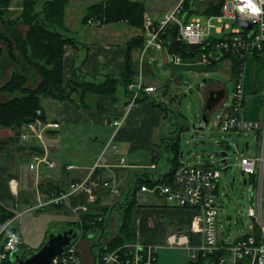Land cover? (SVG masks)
I'll list each match as a JSON object with an SVG mask.
<instances>
[{"label":"built area","instance_id":"2783aa9c","mask_svg":"<svg viewBox=\"0 0 264 264\" xmlns=\"http://www.w3.org/2000/svg\"><path fill=\"white\" fill-rule=\"evenodd\" d=\"M184 2L185 0H180L173 11L164 18L155 19L148 14L145 15L144 48L145 51L166 50L169 61L174 65L184 63L190 65V62L194 63V61L210 65L223 59L229 60L231 78L234 80L235 88L230 101L226 103L229 96L228 90L226 97L217 106L222 110L218 125L223 131L252 134L256 142V150L253 154L250 156L247 154L251 150V143L247 141L245 154L241 157L236 156L238 168L250 179L244 178L243 184L246 186L250 183L253 192L254 206L247 209V215L252 222L245 232L237 235L236 238L223 237L218 225L220 208L217 203L221 170L213 164L198 162L192 164L188 161H180L171 183L160 181L153 187L142 186L141 190L159 194L171 207L196 211L194 224L190 230L174 232L166 239L168 247L182 246L188 251H198L187 264H264V81L261 92L262 114L260 119L252 120L248 117L245 93L246 64L249 58L260 63L264 69V5L259 4V0H254L261 11L252 14L246 10L241 13L234 7L236 0H223L220 14H204L203 8L198 7L203 0L191 5L190 9L194 11L192 13L186 9ZM97 24L99 25V22ZM174 26L179 41L200 49L196 60H185L179 55L168 52L162 36L168 28ZM157 90L156 87L147 85L143 74H140L129 84L126 94L129 103L136 106L140 98L144 95H152ZM122 124V120L112 122V126L116 129ZM60 129V122L43 121L39 118L22 127L19 142L26 147H40L45 152L47 150L45 138ZM106 149L116 151L117 147L108 144ZM32 160L31 169H36L41 163H46L50 169L56 168V163L46 159L45 153L44 155L33 154ZM119 163L124 165L125 159H120ZM105 166L106 158L103 153L88 176L72 181L68 186H63L59 194L53 193L43 205L64 204L77 217V220L80 219L82 213H98L96 207L99 206L104 190H110L113 196L120 194L118 186L113 181L104 179L100 175L94 176L96 170ZM228 167L229 164L226 161L225 168L228 169ZM73 168L69 166L68 170ZM75 196H83L85 203L73 206L71 199ZM108 217L111 218L112 213ZM99 220H102V216ZM12 232L17 234L19 239L8 247L10 237L7 236L4 251L0 254V261L7 260L11 253L19 250L23 244L20 232L17 229ZM92 233L89 234L90 239L94 237ZM100 233L102 237L105 231ZM196 236L199 237V243L194 246L193 240ZM81 238L82 234L78 241L66 250L65 254L56 256L52 264H84L79 250ZM124 247L128 250L125 253V259L121 255L123 249L100 255L94 254L91 250L92 264H159L158 247L154 245L136 241Z\"/></svg>","mask_w":264,"mask_h":264},{"label":"crops","instance_id":"0c3cea01","mask_svg":"<svg viewBox=\"0 0 264 264\" xmlns=\"http://www.w3.org/2000/svg\"><path fill=\"white\" fill-rule=\"evenodd\" d=\"M12 1L14 3L15 0ZM22 1H15V5L11 7L13 13L15 10L21 11ZM38 1L42 3L49 0ZM146 9L147 14L148 8L146 7ZM81 23L83 24L82 20ZM110 24L83 25L103 28ZM127 25L130 26L129 24ZM65 27L70 35V31L73 28L67 15L65 16ZM130 27L134 28L128 32V34H131L130 38H125L122 33L117 32L115 29L105 31L100 29V31L91 34L84 32L81 40L77 39L76 46L67 45L64 56L65 78L67 80L73 79L80 74L87 80L102 82L106 74L120 75L125 73L130 66L135 75L134 78L143 74L146 84L157 88L153 83V79H155V72L152 69L153 63L157 66L160 63V58H163L165 64L170 65L172 63L169 61V55L166 50H164L165 52L145 51L140 42L129 50V42L143 35V29ZM18 28L24 35L28 30V27L23 25L18 26ZM0 36L10 38L1 21ZM0 48L4 52L0 59V83H5L13 71H19L26 77L29 87L36 86L39 79L35 71L31 68L21 71V68L17 67L14 60L9 56L7 42L3 39H0ZM15 54L19 56L16 50ZM171 70L174 74L173 67ZM171 80H174V78L171 77ZM175 80L178 82V79ZM263 81L254 80L256 88L259 86L263 87ZM214 87L215 89L227 88L222 83L217 82L216 85H209L206 89ZM158 90L156 93H158ZM167 90H170L169 86L163 87L161 96ZM153 101H156V104H153ZM52 104L56 108L55 112H48L44 108L45 117L48 121L60 122L63 131L61 129L60 131L52 132L46 137L47 150L45 151V157L50 162L56 163V168L63 163L61 171L52 174L46 163H41L36 169H31L30 165L33 163L32 155H28L25 152V147L22 148L23 145L21 143L17 144L16 147L14 145L7 146L6 150L0 151V169L2 170L0 172V236L7 227L16 228L20 232L18 219L27 211L39 209L49 211L53 209L43 205L50 198L45 192L46 189H43L45 185L63 187L68 186L72 181L84 179L89 175L108 144L115 145L117 150L111 151L112 153L106 159V166L99 169V175L104 179L113 181L115 185H119L124 182L129 174H136L137 170L142 168L156 170L158 167L151 162V152L156 147L163 146L171 134L163 107L157 104L153 94L149 95L144 102L141 101L136 106H132L124 92L123 100L117 97L116 102L107 104L103 111L96 107L86 110L66 101H54ZM246 104L248 115L251 100L249 101L247 98ZM216 109L218 108L216 107L209 113L208 119ZM254 118L260 119V117ZM115 120L123 121L122 126L118 129L112 126V122ZM12 136L13 132L10 129H0V140ZM9 148L12 150L16 148L17 151L10 153L8 152ZM117 155L118 157L113 159V156ZM19 158L29 160V170L27 171L29 177L19 174L17 170ZM122 158L125 159L124 165L118 163ZM148 162H150V166ZM69 166L74 168L68 170ZM107 193H110V191H103L102 202L106 204L111 200L115 201ZM136 200V241L139 243L154 245L159 250L160 246H164V241L169 235L167 234L169 226L179 228L178 231L172 232L174 233L188 231L194 224L196 211L171 207L164 198L152 191L139 190ZM21 204L25 207L23 211H20ZM107 231L108 226L105 229V233ZM20 234L22 243L25 246H29L30 242L26 244L21 232ZM196 237L199 242V237ZM41 238V234L37 235L35 241ZM92 258L91 252L87 262L92 260Z\"/></svg>","mask_w":264,"mask_h":264},{"label":"rangeland","instance_id":"374dc122","mask_svg":"<svg viewBox=\"0 0 264 264\" xmlns=\"http://www.w3.org/2000/svg\"><path fill=\"white\" fill-rule=\"evenodd\" d=\"M15 1L14 3L13 1L11 2L9 14L7 16L12 19H17L22 11V9L20 12L19 10H15L14 13L11 11V7L15 5ZM100 1L102 0H69L68 6L66 7V15L73 28L70 31V36L81 40L84 32L91 34L100 31V29H102L101 31L115 29L117 32L122 33L125 38H130L131 34H128V32L132 31L134 28L124 23L110 24L103 28L84 26L81 23V18L85 14L86 9L90 5ZM142 1L148 8L147 14L155 19L164 18L166 15L170 14L180 2V0ZM211 1L214 0H203L202 4H198V7H202L203 10H205ZM215 1L218 2L219 0ZM43 3L44 2H40L38 8H40ZM16 25L17 27L20 25L25 26L20 20ZM160 52L165 51L160 50ZM187 64L189 63H184L182 65H167L163 58H160V63L157 66L153 63L152 69L155 72L153 83L159 89L158 93L153 94V97L156 98L157 104H161L163 107V112L166 114L167 122L171 129V134L166 143L153 150L155 154L159 155V159L156 163L158 168L156 170L142 168L137 170L136 174H129L127 177L128 179L126 178L122 184L117 185L120 190L119 195H111L110 190H108L110 193L107 194L112 196L116 202L124 203L126 202V198L130 191L136 187V181L139 176L146 178L150 175L153 178H159L161 175L168 173L172 168L171 159L174 158V153L171 151L169 143H174L172 139L178 132L185 128L179 136L180 143L177 150L178 159L180 161H188L192 164H195L196 162L213 164L221 170V178L218 183L219 194L217 201L218 207L220 208L218 225L223 237L236 238L237 235L244 233L247 226L251 224L252 221L247 215V209L254 206L251 184L249 183L246 186L243 184L244 178L249 179L248 175L243 174L238 168L236 164V156L241 157L245 154V143L247 141L251 143V150L247 154L249 156L253 154L256 150V142L253 139L252 134H238L235 132L223 131L220 125H218L222 115L221 109H216L211 113L208 124H205L202 119L206 106L205 90L207 86L216 85L217 82H220L229 90V96L226 103H228L232 97L235 83L231 78L229 60L223 59L218 63L210 65H203L198 61H194V63L190 62V65ZM172 67L174 68V74L171 70ZM263 74L264 69L262 65L255 62L253 58H249L246 64L245 93L249 101L251 100V107L249 108L248 115L252 120H258V118L254 117H261L262 114L261 92L263 88L260 86L256 88L254 80L260 82L263 81ZM171 77H173L174 80H171ZM175 79H178V82H176ZM165 86H169L170 90H167L161 96L162 89ZM117 97L120 100L124 99V90L122 87H119ZM92 98L93 97H90V99L87 100V103L95 105L96 101H92ZM52 102L54 101L48 98L42 100V104L46 111L55 112L56 108ZM14 133L15 132H13V136ZM14 146L16 147L17 144ZM226 149H228V155L226 157L227 163L229 164L228 169L225 168L222 156V152ZM104 150V157L106 159L112 152H114L111 149ZM15 151H17L16 148L14 150L9 148L8 150L10 153ZM116 157H118V155L113 156V159ZM148 163L150 166V162ZM62 164L63 163L55 169H48L52 174L59 173ZM28 167L29 160L26 158H19L17 166L19 174L29 177L27 172L29 170ZM101 199L99 202L100 208H111L115 202L111 200L105 204ZM23 210H25V207L21 204L20 211ZM110 213H112V217L109 221L108 231L104 233L102 237L100 232H94L92 233L94 235L92 239L89 238V235L80 239L79 250L84 264H92V260L87 262V258L91 255V252L89 253L90 249L93 250V253L96 255L101 254L100 246L94 245L99 239H101L100 241L102 242V245L105 246L114 234L119 233L124 207H122V205H116L111 209ZM76 221L77 217L64 207L60 209L53 208L49 211H43L40 209L27 211L18 219V223L20 222V232L23 235L24 241H26V244L30 243L29 246L23 244L20 247V252L24 253L25 256H30L33 251L40 248L45 242L49 233L64 231L70 227H75L73 223ZM77 230L79 231L80 238L81 231L79 229ZM178 230L179 228L169 226L167 234L170 235L173 231ZM41 231L43 232L41 233ZM40 234L42 235V238L35 241L37 235ZM193 243L194 246L199 243L197 237L194 238ZM163 245L164 246L159 247L157 252V259L160 264H187L189 260H192V256L198 253L197 250L188 251L186 247L182 246L168 247L166 245V240Z\"/></svg>","mask_w":264,"mask_h":264},{"label":"trees","instance_id":"16d2710c","mask_svg":"<svg viewBox=\"0 0 264 264\" xmlns=\"http://www.w3.org/2000/svg\"><path fill=\"white\" fill-rule=\"evenodd\" d=\"M200 0H185V7L190 13V7ZM12 0H0V21L3 23L6 32L12 40L16 52L22 58L23 62L32 68L38 76V84L29 87L26 77L19 71H13L5 83H0V128L10 129L14 136L0 140V150H6L7 146L18 144L19 134L25 124L34 122L37 119L46 121L42 100L45 98L57 102H70L77 107H83L90 110L96 107L103 111L107 104H112L117 100V92L122 87L125 95L126 89L134 81V73L130 66L123 74H106L102 82L87 80L84 76L78 74L73 79H66L64 75V56L67 45H77V38L71 37L65 27L66 7L69 0H49L44 2L38 8V0H23L22 11L17 19L7 17ZM223 6V0L211 2L203 11L204 14H220ZM146 6L142 0H102L90 5L83 16V24L99 22V25L124 22L130 26L144 29L146 15ZM28 27L24 35L17 27L18 21ZM165 46L170 54H176L183 59L196 60L200 49L191 47L177 39V30L174 27L168 28L162 36ZM140 42L145 46V37H137L128 44L129 50ZM3 49L0 48V59L3 56ZM234 69V68H233ZM92 98L96 101L95 105H90L87 100ZM148 96L139 99V102L145 101ZM156 104V101L152 102ZM161 106V104H159ZM41 112V114H39ZM185 130V128L183 129ZM180 132L172 139L174 143H169L174 158L171 159V170L160 178H153L148 175L146 178L139 176L136 181V187L132 189L126 198V202L114 203L111 208L96 207L98 213H82L80 219L74 222V228L81 231L82 237L88 236L92 232H102L108 226L110 221V212L116 205L124 207L119 233L103 246H100V253L111 252L117 249L121 251L122 258L125 259L128 250L124 247L126 244L134 243L137 240V200L136 195L142 186L153 187L158 182L171 183L175 169L180 163L178 159V145L180 143ZM18 139V140H17ZM20 143V142H19ZM14 144V145H15ZM25 147V148H24ZM28 155H44V150L40 147L22 146ZM159 155L152 152L151 162L156 164ZM0 172L2 170L0 169ZM99 175V170L94 172V176ZM62 186L45 185L46 194H59ZM72 205L85 203L83 196H75L71 199ZM51 208H67L66 205H48ZM48 208V207H47ZM69 210V209H68ZM102 216V220L99 217ZM16 228L7 227L0 236V254L4 251V245L9 232ZM37 250V249H36ZM35 250V251H36ZM20 251V250H19ZM33 251L31 254H33ZM23 257L24 253L21 252ZM30 254V255H31ZM125 254V255H124ZM125 263V262H124ZM0 264H12L10 257L7 260L0 261Z\"/></svg>","mask_w":264,"mask_h":264},{"label":"water","instance_id":"95a60500","mask_svg":"<svg viewBox=\"0 0 264 264\" xmlns=\"http://www.w3.org/2000/svg\"><path fill=\"white\" fill-rule=\"evenodd\" d=\"M0 39H3L5 40V42H7V50L9 56L14 60L17 67L21 68V71L30 68L23 62L20 56H17L15 54V47L10 38L0 36ZM227 92L228 88L221 89V91L219 92H212L210 94V96L206 100V106L202 117L205 124L209 123V113L219 105V103L227 95ZM227 150L228 149L222 152L223 163H226L227 161ZM78 239L79 231L74 227H70L69 229L64 231L51 232L46 237L45 242L33 254L25 258L19 250H16L11 253L10 260L12 264H52V261L56 256L65 254L66 250L73 244H75Z\"/></svg>","mask_w":264,"mask_h":264},{"label":"clouds","instance_id":"9594fccd","mask_svg":"<svg viewBox=\"0 0 264 264\" xmlns=\"http://www.w3.org/2000/svg\"><path fill=\"white\" fill-rule=\"evenodd\" d=\"M259 4L264 5V0H259ZM234 7L241 13H244L246 10L252 14L257 13V9H259V12L261 11V8L256 2H254V0H236V2L234 3ZM8 235L10 239L7 246L11 247L14 242L18 241L19 237L13 232H9Z\"/></svg>","mask_w":264,"mask_h":264},{"label":"flooded vegetation","instance_id":"af4514ba","mask_svg":"<svg viewBox=\"0 0 264 264\" xmlns=\"http://www.w3.org/2000/svg\"><path fill=\"white\" fill-rule=\"evenodd\" d=\"M219 91H221V89H215V87L214 88H210V89H206L205 90L206 100L208 99V97L210 96V94L212 92H219Z\"/></svg>","mask_w":264,"mask_h":264},{"label":"snow or ice","instance_id":"6c2138e0","mask_svg":"<svg viewBox=\"0 0 264 264\" xmlns=\"http://www.w3.org/2000/svg\"><path fill=\"white\" fill-rule=\"evenodd\" d=\"M256 11H257V13H259V9H257Z\"/></svg>","mask_w":264,"mask_h":264}]
</instances>
